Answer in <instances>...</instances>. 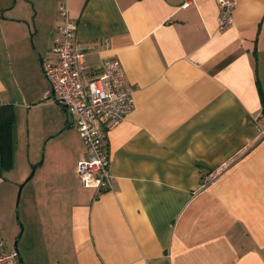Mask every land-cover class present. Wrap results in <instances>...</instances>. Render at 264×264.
<instances>
[{
  "label": "crops",
  "instance_id": "obj_1",
  "mask_svg": "<svg viewBox=\"0 0 264 264\" xmlns=\"http://www.w3.org/2000/svg\"><path fill=\"white\" fill-rule=\"evenodd\" d=\"M235 1L221 31L218 0H0V124L14 121L12 158L17 108L50 91L30 88V76L53 57L63 5L89 68L117 58L135 90L133 111L107 128L108 191L76 174L86 147L63 105L41 128L47 171L24 201L23 264H264V0ZM12 82L25 89L18 97ZM25 176L0 174L6 249Z\"/></svg>",
  "mask_w": 264,
  "mask_h": 264
},
{
  "label": "built area",
  "instance_id": "obj_2",
  "mask_svg": "<svg viewBox=\"0 0 264 264\" xmlns=\"http://www.w3.org/2000/svg\"><path fill=\"white\" fill-rule=\"evenodd\" d=\"M218 28L234 24L235 0H218ZM190 5L186 2L183 6ZM55 27L52 58L43 62L44 73L54 88V99L75 119L86 147V156L76 165V172L87 188L108 191L112 187L111 157L107 128L122 122L135 107V90L129 84L117 58H106L101 65L89 68L88 47L77 40V22L69 6L59 11ZM91 69V70H90ZM213 175L205 177V183ZM0 264H23L19 252L6 249L0 236Z\"/></svg>",
  "mask_w": 264,
  "mask_h": 264
},
{
  "label": "rangeland",
  "instance_id": "obj_3",
  "mask_svg": "<svg viewBox=\"0 0 264 264\" xmlns=\"http://www.w3.org/2000/svg\"><path fill=\"white\" fill-rule=\"evenodd\" d=\"M12 62L13 69L16 74L17 65L14 60ZM39 67L41 71L39 73L36 71V66L35 69L32 70L34 74L30 76L32 84L29 87L31 88L33 86L34 89L43 93L44 87L47 84L50 91L47 97L43 99L45 103L42 101L35 105L26 104V106L24 105L17 108V121L14 126L15 148L12 167L9 170L2 171V174H4L5 177L10 178L12 180L20 179L21 176L26 175L24 180L18 185L16 193L17 195L13 204L14 212L11 217V221L12 225L19 228L17 235H12V239L8 240L11 245H13V243L15 244L16 241H19V245L22 246L24 245L25 241H27L29 229H26L25 231V225L23 221V207L25 203L24 201L29 195V189L32 187L34 180L38 177L46 175L45 171H47V169L44 167L40 169L39 164L45 159L47 149L49 148V139L45 138L39 140L38 138L40 130L41 128L43 129L45 125L46 128H48L50 122H56L61 117L62 113L66 114L63 106L55 102V100L53 99L52 89L50 87L51 84L47 79L45 73L43 72L41 65ZM10 88V93L12 95H15V97L20 96L21 93L25 90L24 87L21 88L18 84L14 82H12V86ZM28 100V102H31V99ZM48 101L51 102L47 103ZM69 118L71 120V117ZM59 150L63 151L64 148H60ZM36 166L37 168L34 173L33 179L27 180ZM66 170L69 172L67 176L70 180L78 181V176L76 175L77 173L75 172L73 163H69ZM22 184L24 185L21 190V196L18 203V195ZM4 232H7L6 227H4L3 233ZM7 237L10 238L9 236Z\"/></svg>",
  "mask_w": 264,
  "mask_h": 264
},
{
  "label": "trees",
  "instance_id": "obj_4",
  "mask_svg": "<svg viewBox=\"0 0 264 264\" xmlns=\"http://www.w3.org/2000/svg\"><path fill=\"white\" fill-rule=\"evenodd\" d=\"M13 120H5L0 124V151H1V169H10L12 167L13 154ZM8 165L5 167V162ZM15 249V248H14ZM21 259V258H20Z\"/></svg>",
  "mask_w": 264,
  "mask_h": 264
},
{
  "label": "water",
  "instance_id": "obj_5",
  "mask_svg": "<svg viewBox=\"0 0 264 264\" xmlns=\"http://www.w3.org/2000/svg\"><path fill=\"white\" fill-rule=\"evenodd\" d=\"M41 63H42V67H43V59H41ZM52 92H53L52 96L54 97V88H53V86H52ZM0 169H1V151H0ZM35 171H36V167L34 168V171L31 173V175L29 176V178L27 180H29L30 178H32V176L34 175ZM23 185L24 184H22L21 187H20V191H19V195H18V203H19V199H20V196H21V190L23 188ZM14 246H15L14 248L18 251L17 241L15 242V245ZM19 255H20V253H19ZM20 258H21V256H20Z\"/></svg>",
  "mask_w": 264,
  "mask_h": 264
}]
</instances>
